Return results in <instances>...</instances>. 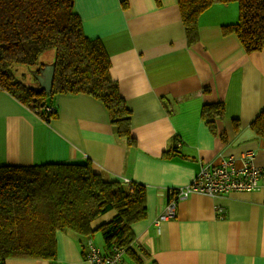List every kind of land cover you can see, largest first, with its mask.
<instances>
[{"label":"crops","instance_id":"0c3cea01","mask_svg":"<svg viewBox=\"0 0 264 264\" xmlns=\"http://www.w3.org/2000/svg\"><path fill=\"white\" fill-rule=\"evenodd\" d=\"M82 29L101 40L109 74L130 109L135 144L115 136L105 105L85 93L55 94L48 122L0 90V166L90 161L104 179L144 185L146 216L132 224L137 260L122 264H264V198L261 190L209 197L191 193L177 201L173 218L154 224L167 191L189 183L204 163L217 165L254 154L264 187V140L250 122L264 108V46L246 52L222 25L236 22L237 6L215 3L197 19V38L187 42L177 0H73ZM54 52L40 57L51 64ZM29 68L14 75L40 87ZM22 71L29 72L27 81ZM221 102L214 131L205 103ZM47 110V109H46ZM112 213L92 222L96 228ZM57 232L55 257H7L4 264H90L87 245L106 252L95 231L85 237Z\"/></svg>","mask_w":264,"mask_h":264},{"label":"trees","instance_id":"16d2710c","mask_svg":"<svg viewBox=\"0 0 264 264\" xmlns=\"http://www.w3.org/2000/svg\"><path fill=\"white\" fill-rule=\"evenodd\" d=\"M231 1L237 4L238 17L222 25V31L235 33L246 52L260 50L264 0H177L187 42L197 38V19L205 9ZM49 49L54 50L55 66L47 94L43 88L25 85L12 68L40 67L39 56ZM109 67L101 40L84 33L73 0H0V90L46 122L56 116L46 110L55 94H88L107 108L115 136L132 146L131 112ZM222 111L221 102L203 105V117L212 131ZM250 126L264 140V108ZM108 212L111 217L94 228L92 222ZM145 216L144 185L106 180L88 160L0 166V264L7 257L52 259L57 232L68 230L82 243L97 231L106 251L122 247L130 259L137 260L131 226Z\"/></svg>","mask_w":264,"mask_h":264},{"label":"built area","instance_id":"2783aa9c","mask_svg":"<svg viewBox=\"0 0 264 264\" xmlns=\"http://www.w3.org/2000/svg\"><path fill=\"white\" fill-rule=\"evenodd\" d=\"M47 110L50 108L46 107ZM254 154L245 152L235 164L234 157L221 159L217 165L204 163L192 180L184 186L169 189L168 202L154 220L155 225L173 218L176 214L177 201L185 199L191 193L203 194L209 197L222 196L235 191L261 190L264 198V187L259 181L262 170L254 163ZM124 248L111 246L106 252L87 245L86 259L90 264H122Z\"/></svg>","mask_w":264,"mask_h":264},{"label":"water","instance_id":"95a60500","mask_svg":"<svg viewBox=\"0 0 264 264\" xmlns=\"http://www.w3.org/2000/svg\"><path fill=\"white\" fill-rule=\"evenodd\" d=\"M54 62L51 64H44L31 70V73L37 79L40 88H43L47 94H50L51 85L54 75Z\"/></svg>","mask_w":264,"mask_h":264},{"label":"rangeland","instance_id":"374dc122","mask_svg":"<svg viewBox=\"0 0 264 264\" xmlns=\"http://www.w3.org/2000/svg\"><path fill=\"white\" fill-rule=\"evenodd\" d=\"M228 4H234V6H237L236 2H234V1H231V2H229ZM52 51L54 52V50H52ZM50 52H51V49L46 50V51H44L43 53H41L40 56H39V60H40V57H41V56L45 58V56H46V55H49ZM21 66H23V65H21ZM22 72L24 73V76H23L21 79L27 81L26 76H29V72H27V71H22Z\"/></svg>","mask_w":264,"mask_h":264}]
</instances>
